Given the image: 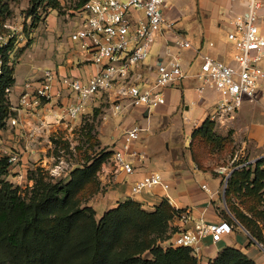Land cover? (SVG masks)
<instances>
[{"label":"built area","instance_id":"1","mask_svg":"<svg viewBox=\"0 0 264 264\" xmlns=\"http://www.w3.org/2000/svg\"><path fill=\"white\" fill-rule=\"evenodd\" d=\"M245 12L231 20L228 40L235 46V65H228L209 54H200V70L193 77L198 96L208 87L221 96L212 120L221 122L232 117L247 100L258 104L264 100V0H242ZM168 0H89L78 11L79 22L71 40L81 58L99 68L90 78L58 76L46 70L40 81L25 83L19 99L20 107L28 112L43 110L48 106L56 117L69 120L81 118L91 104L106 96L114 115L127 108H143L154 111L166 104V89L187 79L179 57L170 56L154 65L147 64L154 45L161 35L172 34L173 45L189 49L192 44L177 31V21L168 17ZM9 32L14 27L5 23ZM12 33L0 32V78L3 75L1 51L9 46ZM10 93V89L6 90ZM10 124L17 125L11 118ZM141 129L132 127L122 136V144L114 154V160L125 172L133 173L128 154L133 142L140 138ZM135 155V154H134ZM264 158H259L263 160ZM15 157L10 162L16 161ZM229 177V176H228ZM169 188L160 173L145 176L135 183L133 192L140 194L155 187ZM207 190V187H203ZM183 224L191 221L188 212L179 214ZM235 226L226 221L195 222L194 229L175 232L170 245L192 250L203 259L204 242H220L232 234Z\"/></svg>","mask_w":264,"mask_h":264},{"label":"crops","instance_id":"2","mask_svg":"<svg viewBox=\"0 0 264 264\" xmlns=\"http://www.w3.org/2000/svg\"><path fill=\"white\" fill-rule=\"evenodd\" d=\"M244 12L242 0H168L166 11L168 17L175 21L186 17L187 22H192L194 30L198 32L196 34L198 43L195 47L192 45L189 49H180L173 45L172 34L161 35L147 64L154 65L158 61L169 60L170 56L179 57L188 78L167 88L166 104L154 112H148L143 108H127L122 114L112 113L115 117L105 122L103 132L110 134L108 138L111 146L107 152H112L113 155L103 165L99 175L102 187L106 186V193L93 205L98 219L106 211L126 200L137 202L146 211H153L167 200L174 209L181 211L180 213L188 212L191 216V221L187 224L181 222L179 215L175 217L170 223L172 235L181 229L193 230L195 222L199 220L207 223L224 221L218 209L220 191L231 173L217 169L201 170L196 166L189 151L193 133L201 128L205 121L210 120L216 124L221 134H230L236 142H240L242 152L246 149L247 152L250 149L251 153L263 152L264 100L258 104L246 100L232 117L221 122L212 120L221 96L212 87H208L203 96H198L195 90L198 83L193 76L200 68H191L198 64L199 55L202 53L209 54L226 64L235 61L233 58L236 49L227 40V33L231 31V20ZM262 26L264 32V21ZM177 31L185 35L181 30ZM185 38L192 44L187 37ZM229 50L233 56L230 59ZM82 62L86 61L81 58L78 51L76 60L72 62L70 69H66V73L86 80L98 72L99 68L90 62L79 67ZM261 65L264 68V61ZM15 81L13 89L19 90L21 86L16 76ZM188 90L192 91L194 99L186 102ZM50 107L52 106L40 111L42 114H31L30 122L25 124L26 127L33 131L37 128V123H44L46 114L52 117L53 110ZM184 112L190 115L184 117ZM26 120L24 119L25 122ZM29 123H32V128L28 127ZM132 127H138L142 131L140 138L131 145L128 154L134 169L133 173L129 174L117 166L114 154L121 147L123 133ZM259 158H264V154L252 161L255 162ZM153 173H160L169 188L159 186L135 194L133 192L135 183ZM204 186L207 190L203 188ZM237 231L234 229L232 234L224 236L216 244L205 240L203 260L214 259L223 249L231 247L240 250L257 264H264V250L250 243L249 234L240 231L239 228Z\"/></svg>","mask_w":264,"mask_h":264},{"label":"rangeland","instance_id":"3","mask_svg":"<svg viewBox=\"0 0 264 264\" xmlns=\"http://www.w3.org/2000/svg\"><path fill=\"white\" fill-rule=\"evenodd\" d=\"M88 1L34 0L31 5V0H2L0 4L2 24L0 32L13 34L9 46L1 51L4 62L3 72L10 73L11 79L16 76L21 86L19 90H15L14 85L10 88V93L6 91L3 95L7 116L0 122V159H8V163L7 168L0 174V182L12 185L13 189L18 190V195L27 202L30 201L33 189L40 179L50 184L67 183L71 180L73 171L82 168L88 159L109 154L107 150L111 147L108 138L110 134H105L103 130L105 122L115 116L112 114L111 103L106 96L91 104L88 111L77 120L56 117L55 114L49 117V114H46L44 123H37V128L33 131L25 124L30 122L31 114L43 112H40L42 110L28 112L21 108L19 103L24 84L40 81L46 70H51L62 77L79 78L66 71L76 60V53L79 51L77 45L71 40V35L79 22L77 13ZM182 19L177 20V29L181 30L195 47L198 43L196 36L198 32L194 30L192 22H187L186 17ZM5 23L11 24L14 30L9 32L4 29ZM230 58L233 56L229 50ZM85 64L86 62H82L79 67ZM200 64L199 59L198 64L196 63L191 69H199ZM227 64L235 65L236 63L234 61L232 64ZM185 98L186 102L194 99L191 90L186 92ZM188 115L190 114L184 112V117ZM11 118L17 120L16 126L10 124ZM24 119H27L26 122ZM31 124L29 123L28 127L32 128ZM214 133L223 141L213 140L206 153L202 152V149L197 150L204 169H217L230 174L236 168L250 165L255 172L257 163L252 160L264 154V151L251 153L250 149L249 152L246 149L242 152L241 143L236 142L230 134H221L216 124ZM191 144L190 152L193 147ZM11 157L17 160L10 162ZM262 162L260 169L264 170V161ZM236 164L239 165L235 167ZM228 178L221 187L219 213L222 219L228 216L234 221L236 232H238L237 228L246 232L228 207ZM254 179L255 177L252 176L250 189H239L237 193L230 196L229 200L238 215L243 214L254 220V227L261 231L264 237V183L262 188L257 185L254 190L252 184ZM105 193L106 186L101 185L100 191L91 198L88 205L93 207ZM248 236L258 249L264 250V246L258 245V242L251 238L250 233ZM171 237L170 231L157 242L156 246L168 248ZM145 258L152 259V255L147 252ZM198 262L199 264L208 263L202 258L198 259Z\"/></svg>","mask_w":264,"mask_h":264},{"label":"trees","instance_id":"4","mask_svg":"<svg viewBox=\"0 0 264 264\" xmlns=\"http://www.w3.org/2000/svg\"><path fill=\"white\" fill-rule=\"evenodd\" d=\"M33 2L31 0V5ZM9 74L3 72L0 78V122L7 116L4 92L16 82ZM214 128L215 124L207 120L193 133L191 152L201 170L214 171L204 169L197 152L202 149L206 153L213 140L223 141L216 136ZM112 155L109 152L106 156L88 159L82 168L73 171L67 183L50 184L40 179L29 202L22 199L12 185L0 182V264H199L189 248L156 246L170 233V223L181 212L167 200L153 211L126 200L97 218L96 210L88 202L100 191L99 174ZM262 161L264 159L256 162L255 172L250 165L231 172L227 201L240 225L264 246V237L254 227V220L238 215L229 200L239 189H250L252 176L255 177L254 190L257 185L263 187ZM7 163L8 159H0V174ZM224 221L234 225L228 216ZM250 243L253 244V240L250 239ZM147 252L152 259L145 258ZM207 264L257 263L240 250L227 247Z\"/></svg>","mask_w":264,"mask_h":264},{"label":"water","instance_id":"5","mask_svg":"<svg viewBox=\"0 0 264 264\" xmlns=\"http://www.w3.org/2000/svg\"><path fill=\"white\" fill-rule=\"evenodd\" d=\"M244 231H246L245 229H244ZM247 232V231H246ZM247 234H249L248 232H247ZM259 245V244H258Z\"/></svg>","mask_w":264,"mask_h":264}]
</instances>
